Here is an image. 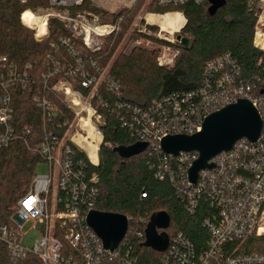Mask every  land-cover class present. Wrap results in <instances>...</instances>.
<instances>
[{"label":"built area","instance_id":"built-area-1","mask_svg":"<svg viewBox=\"0 0 264 264\" xmlns=\"http://www.w3.org/2000/svg\"><path fill=\"white\" fill-rule=\"evenodd\" d=\"M201 1L159 0L158 4L178 7L188 2L200 4ZM84 3L85 0H49L48 12L29 13L33 17L37 15L46 27L47 34L42 37H38V26L30 28L35 32L37 42H42L48 36L51 19H57L69 32V37L51 45L53 51L47 56L49 74L42 76L44 91L49 79L63 75L74 80L80 78L83 88L89 91L88 95L74 90L62 78L49 89L62 101L64 109H60L42 91H33L39 79H31V65L20 69L6 57H0V148L20 138L12 122L14 96L16 89L29 87L33 91L32 101L41 113L43 124L44 137L35 151L49 166L48 173L34 177L29 192L18 202L11 224L0 231V240L7 245L14 260L33 254L43 264L136 262L127 242L130 232L133 234L130 225L122 243L114 252H110L87 224V216L95 210L99 193V178L92 168L99 166V150L104 139L102 127L106 125L104 116L99 112L105 103L95 105L93 102L99 96L101 84L106 81V70H101L91 56L102 52L107 38L121 33L124 17L113 23H101L99 14L75 12ZM253 3L258 8L253 45L264 53V0H253ZM24 14L21 15V21ZM136 28L139 34L153 37L146 27ZM156 38L164 43L148 38V46H151L147 47L148 50L156 54L160 67L172 68L180 56V42L174 34L168 38L160 35ZM77 43L86 53L76 47ZM61 47L67 50V57L62 60L56 57ZM263 62L264 57L260 59L259 65ZM205 73L209 79L199 91L192 94L154 101L147 107L131 103H123L118 107V110L126 112H120V122L129 128L137 142L148 143L147 150L151 149V153H163L161 141L169 135L200 132L204 120L210 114L240 99L251 102L262 120V131L257 142L250 143L242 139L229 152L217 155L210 161L214 168L201 171L196 184L188 180V170L197 159L196 153H181L177 157L163 153L165 157L158 163L156 178L169 180L177 186L189 214H194L202 202L214 211L202 222L207 238L200 251L184 234L179 233L170 239L168 249L162 253V262L264 264V95L261 94L264 79L257 77L255 81L254 78H242L239 67L229 55L208 62ZM113 85L109 89H114ZM60 113L63 121L56 123L55 118ZM68 116L69 119H66ZM89 129L100 138L96 146L97 163L78 159L73 149L75 146L85 151L82 144L79 145L80 138L93 142ZM173 158L178 163H174ZM145 196L142 194V198ZM28 224L39 234L31 244L26 243L22 234V229ZM134 235L143 237L145 243V232H136Z\"/></svg>","mask_w":264,"mask_h":264},{"label":"trees","instance_id":"trees-1","mask_svg":"<svg viewBox=\"0 0 264 264\" xmlns=\"http://www.w3.org/2000/svg\"><path fill=\"white\" fill-rule=\"evenodd\" d=\"M141 1L136 0L132 9L110 14L108 19L104 18L105 13L99 9L92 10L100 15V21L104 24L124 17V30L132 23L135 13L140 9V5H137ZM158 1H150L146 14L165 15L176 12L186 19L185 26L175 36L181 35L188 39L189 45L186 48L178 46L180 56L172 68L160 67L156 54L141 47L132 49L128 54L120 53L112 62L120 39L112 48L109 42L115 41L122 33L107 38L102 52L91 56L101 70H106V81L100 86L99 96L93 100L95 105L99 102L105 103L99 112L106 120V125L102 127L104 139L99 150V166L92 168L99 178V193L94 209L131 219L129 225L133 234L130 232L127 242L136 260L134 264H163V255L144 247V238L134 235L136 232H145L147 223L144 221L148 222L154 213L165 211L169 214L171 224L167 233L170 239L182 233L200 251L207 238L202 222L214 209L202 202L194 214L188 213L177 186L169 180L161 181L156 178L158 163L165 157L160 151L151 153L150 149L127 160L121 159L113 151L116 147L137 143L129 128L120 122V112H126L118 110V107L123 103L147 107L154 101L197 92L209 79L205 73L206 64L225 55H229L239 67L242 78H254L255 81L257 77L264 79V62L259 65L264 53L253 45L258 13L253 0H226L225 5L213 15L209 13V0H202L200 4L188 2L178 7H163ZM89 2L90 0H85L84 5L75 12H93L88 8ZM136 7L134 15L130 16ZM27 10L35 14L46 13L50 10L49 0H0V57H6L20 69L31 65V79H39L33 91L39 89L52 104L64 109L62 101L49 91L64 76L57 75L49 79L45 91L42 76L49 74L47 56L53 51L51 45L69 37L68 29L57 19H51L48 27L51 34L48 32L42 42H37L34 33L24 27L21 21V15ZM26 25L32 28L30 24ZM146 28L153 33L159 31L157 26L147 25ZM136 35L138 38L164 43L156 37L139 33ZM76 47L83 50L78 43ZM56 57L60 60L67 57V50L61 47ZM64 79L74 90L88 95L89 91L83 88L80 78ZM111 84H114L112 90L109 89ZM16 90L12 122L20 138L7 147L0 148V231L2 227L11 224L18 202L29 192L37 175V167L43 162L41 155L35 151L44 135L41 113L32 101L33 91L29 87ZM55 120L56 123L62 122V114L57 115ZM73 149L78 159L88 161L82 151L75 146ZM177 161L173 158L174 163H178ZM142 194L146 196L142 198ZM0 264L43 263L33 254L14 260L7 245L0 240Z\"/></svg>","mask_w":264,"mask_h":264},{"label":"water","instance_id":"water-1","mask_svg":"<svg viewBox=\"0 0 264 264\" xmlns=\"http://www.w3.org/2000/svg\"><path fill=\"white\" fill-rule=\"evenodd\" d=\"M226 3V0H209V13L215 14ZM182 47H188V39L176 36ZM264 95V89L261 91ZM262 120L257 109L251 102L240 99L237 103L228 105L210 114L203 122L200 132L193 135H169L161 141V150L166 155L174 157L181 153H196L197 159L188 170V180L196 184L199 173L213 169L210 163L217 155L229 152L234 145L246 139L255 143L260 138ZM102 145V143H101ZM149 145L137 142L130 146H119L113 149L121 159H130L144 153ZM96 153V146L94 148ZM88 156L86 151H83ZM92 162V161H91ZM90 229L101 239L106 250L114 252L122 243L129 229L127 216L104 213L93 210L87 216ZM171 218L165 211L154 213L147 223L144 247L157 253H164L169 246L170 238L167 233Z\"/></svg>","mask_w":264,"mask_h":264},{"label":"rangeland","instance_id":"rangeland-1","mask_svg":"<svg viewBox=\"0 0 264 264\" xmlns=\"http://www.w3.org/2000/svg\"><path fill=\"white\" fill-rule=\"evenodd\" d=\"M150 1L151 0H142L137 5V6L140 5V9L135 13V10L137 9V7H136L134 9V11H132L130 14V16H133L135 13V15L133 17V21L130 24V26L124 28V30L121 31L122 34L120 36H118L115 39V41L109 42V45L112 48L113 45L115 46V44H117V42L120 39V42L118 43V45L116 47V51L114 52V57L112 59V62L120 53L128 54L131 52L132 49L137 48V47L138 48H140V47L145 48L147 50H148L147 47H149V48L151 47V46H148L149 45L148 39L141 40V38L136 37L137 36L136 34H138L136 27H138V26L147 27V25H149L145 20V15H146L147 7H148V4L150 3ZM134 2H135V0H90V2L88 4L89 5L88 8L91 11H93V13H96V12L92 9H99V11H101L102 13L103 12L105 13V14H103L104 18L108 19L110 14H112V15L113 14H119L122 11H126L127 9L132 7ZM168 14H171V13H168ZM178 14H180V13H178ZM147 20L150 21L149 18H147ZM143 21H144V23H143ZM150 26H152V25H150ZM24 27H26V26H24ZM26 28L29 29L30 31H32L34 33V37H35V32L28 27H26ZM158 29H159V31L156 33L150 32L153 35V37H154V35H156L155 37H158V35H160V37H162V38L170 37L169 34L162 32L159 27H158ZM175 31H173V32H175ZM49 32L51 34V30H49ZM176 34L177 33H174V35H176ZM132 38H133V40H132ZM137 41H139L141 43L139 44ZM85 155L88 159L87 154H85ZM48 172H49L48 164L46 162H41L37 167V174H46ZM22 234H23L24 240L28 244H31V241L39 236L37 231L32 229L31 224L26 225L22 229Z\"/></svg>","mask_w":264,"mask_h":264},{"label":"bare ground","instance_id":"bare-ground-1","mask_svg":"<svg viewBox=\"0 0 264 264\" xmlns=\"http://www.w3.org/2000/svg\"><path fill=\"white\" fill-rule=\"evenodd\" d=\"M25 14L22 17V21L26 24H30L32 26V29L36 28V26L39 27V34L38 37H42L44 35L47 34L46 31V27L44 26L43 23H41L39 21V18H37V15L31 16V14L29 13V11H25ZM152 16L148 15V18L150 21H152L153 19L151 18ZM157 19H159L160 21V26L161 29L163 30L162 32H166V33H172L173 31H177L182 25H183V17L178 14V13H171V14H165V15H161L160 17H158ZM24 24L26 27H28V25ZM30 28V27H28ZM257 45H260L259 42H257ZM90 137L93 139V142H86L85 140H81V142H85V144L80 143V145L84 148V150L88 153L89 158L91 159V161L93 163H97L98 161V157L94 151L95 146H97L98 143H100V138H98L96 136V134H94L90 129Z\"/></svg>","mask_w":264,"mask_h":264},{"label":"crops","instance_id":"crops-1","mask_svg":"<svg viewBox=\"0 0 264 264\" xmlns=\"http://www.w3.org/2000/svg\"><path fill=\"white\" fill-rule=\"evenodd\" d=\"M148 15H149V16H152V17H151V18L153 19L152 21H148V20H147ZM181 15H182V14H181ZM160 16H161V15H159V14L149 13V14H146V15H145V20H146V22H147L149 25L157 26V27H159V28L161 29L160 21H159V19H157V18L160 17ZM182 17H183V20H184L183 25H182L177 31H175V32H173V33H166V32H164V33L169 34V35H172V34H174V33L179 32V31L185 26V24H186V19H185V17H184L183 15H182ZM161 31H163V30L161 29Z\"/></svg>","mask_w":264,"mask_h":264}]
</instances>
